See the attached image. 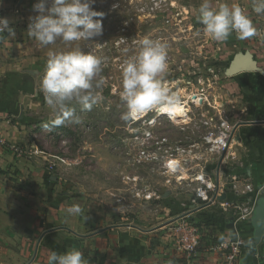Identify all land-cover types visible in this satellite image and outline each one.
Returning <instances> with one entry per match:
<instances>
[{
  "label": "rangeland",
  "instance_id": "obj_1",
  "mask_svg": "<svg viewBox=\"0 0 264 264\" xmlns=\"http://www.w3.org/2000/svg\"><path fill=\"white\" fill-rule=\"evenodd\" d=\"M10 1L6 10L12 11L14 19L16 7L22 8L23 14L29 18L38 15L33 8L38 0ZM148 2L95 0L92 7L105 13L102 35L95 37L94 41L81 40L71 44L58 39L53 45H41L28 35L26 21L11 19L17 27L14 35H8L6 51L0 54V61L3 57L0 83L2 74L15 67L21 78L6 80L2 90L4 93L17 90L25 97H21V101L16 97L21 104L17 111H0V134L7 137L10 133L7 138L24 148L23 165L30 169L40 168L42 184L11 186L4 191L3 199L11 203L17 200L18 210L3 212L8 217L0 222V228L4 229L0 231V264L43 263L37 260L35 252L41 249L45 254L52 248L78 249L84 255L85 264H97L98 249L104 246V240L99 239L101 229L122 221L137 226L138 231L158 230L168 217L167 209L170 214L181 211L190 195L189 182L179 185L174 178L162 174L158 162L139 155L141 143L137 137L141 139L145 131L151 129L148 121L152 118L156 119L152 127L155 137L167 136L171 144L186 148L197 143L200 148L195 150L198 152L203 151V136L208 131L203 121L218 120L219 110L232 124L254 122L253 125L239 126L238 132L241 137V132L250 131L254 136L252 141L258 140V133L253 131L258 127L254 120L257 117L251 118L247 111L244 83L237 79V75L227 73L235 56L247 49L264 67L257 35L247 42L233 33L227 41L216 42L204 34L203 26L197 20L202 0H167L168 7L173 4L188 8V18L183 20L176 14L169 15L172 11L147 14L142 8ZM216 2L221 4L224 0H211L213 6ZM250 6L253 12L250 18L255 28H264V16L253 11V0H250ZM167 19H171V23H167ZM145 37L167 43L165 82L186 102L188 116L169 119L165 113L157 111L165 114L158 116L155 111H149L135 121L125 122L120 118L125 110L119 97L121 65L139 50L140 41ZM76 47L104 59L103 70L97 76V79L102 76L107 81L97 89L103 99L91 111H85L73 102L70 107L82 123L69 122L66 126L48 130L45 125L50 124L54 113L39 89L48 54ZM24 68H36L35 74L23 72ZM201 94L207 99L198 105L194 100ZM19 131L23 138H14L15 132ZM247 148L240 141L230 152L229 165L238 167L237 171H232L238 174L237 177L247 174L241 159ZM33 149L38 150L34 158ZM197 162L207 167L215 164L211 158L204 157L192 160L194 164ZM136 186L168 191L169 199L164 195L160 203L142 201L133 196L132 190ZM73 204L80 205L81 214L67 213V208ZM117 217L123 219L117 220ZM6 218L10 219L9 223ZM250 230L251 233L254 231L253 225Z\"/></svg>",
  "mask_w": 264,
  "mask_h": 264
},
{
  "label": "clouds",
  "instance_id": "obj_2",
  "mask_svg": "<svg viewBox=\"0 0 264 264\" xmlns=\"http://www.w3.org/2000/svg\"><path fill=\"white\" fill-rule=\"evenodd\" d=\"M95 0H38L34 11L38 13L28 26V35L41 45L49 46L62 40L65 44L76 41H94L103 33L104 12L95 10ZM253 11L264 14V0H253ZM198 22L204 34L213 41L225 42L235 35L248 39L257 35L250 16L238 4L221 3L214 7L211 0H202L198 8ZM15 32L6 18L0 17V32ZM127 51V49H125ZM104 59L86 53L76 47L70 51L49 52L45 71L39 83L46 104L54 116L45 128L66 126L67 123L81 124L71 104L91 111L103 97L97 89L107 81L97 76L103 70ZM168 72V45L164 41L145 37L140 41L139 50L121 65L122 89L120 100L125 110L121 119L135 121L149 111L166 113L174 119L182 104L181 96L165 82ZM82 208L73 204L67 208L70 215H79ZM225 241L224 236H220ZM47 264H85L83 253L71 249L64 253L51 251Z\"/></svg>",
  "mask_w": 264,
  "mask_h": 264
},
{
  "label": "built area",
  "instance_id": "obj_3",
  "mask_svg": "<svg viewBox=\"0 0 264 264\" xmlns=\"http://www.w3.org/2000/svg\"><path fill=\"white\" fill-rule=\"evenodd\" d=\"M167 5V0H149L142 10L153 15L172 11L169 15L176 14L181 16L182 20L188 18V8ZM13 12L18 21H26L27 27L29 26L33 17L25 16L22 8L16 7ZM0 17L6 18L13 29L14 22L5 14V10L0 9ZM167 23H171V19H167ZM3 33L7 31L0 32ZM205 99L207 96L201 94L194 101L199 105ZM212 107L217 109L215 105ZM180 110L181 115L175 116L174 119L188 116L189 109L185 101H182ZM155 113L158 116L165 115L157 111ZM155 123L156 119H150L148 125L151 129H147L141 139L137 137L141 143L140 157L158 162L162 174L174 178L179 185L184 181L190 185V195L182 210L170 214V209H167L168 217L162 225L166 239L176 252L183 254L188 260H192L203 250L218 255L216 264H240L241 254L247 242L242 234V225L251 220L264 189V185L256 187L248 175L237 177L238 174L232 172L237 169L229 165L230 152L234 144L241 141L238 127L246 123L232 124L219 110L218 120L211 118L203 121L208 131L203 136V151L199 152L195 150L200 148L197 143L186 148L171 144L167 136L155 137L152 134ZM4 144L0 138V146ZM192 154L194 157L190 158ZM201 157L211 158L215 164L207 167L201 162L192 163V160ZM132 193L135 198L146 202L160 203L165 197L164 191L152 186H136ZM215 219L233 225L225 241L217 239L212 233Z\"/></svg>",
  "mask_w": 264,
  "mask_h": 264
},
{
  "label": "crops",
  "instance_id": "obj_4",
  "mask_svg": "<svg viewBox=\"0 0 264 264\" xmlns=\"http://www.w3.org/2000/svg\"><path fill=\"white\" fill-rule=\"evenodd\" d=\"M224 3L238 4L241 6L246 13L250 16L253 12L250 11V0H224ZM11 4L10 0H0V9L5 10V14L9 19H14V14L11 10H6L7 6ZM219 3L216 2L214 7H219ZM264 16V14H262ZM16 19L17 16H16ZM14 19V20H16ZM14 26L13 30L15 29ZM257 34V46L260 49L262 55V61L264 62V28H256ZM9 33L0 34V54L3 53L9 43ZM249 38L247 42H249ZM3 55H1L2 57ZM3 58V57H2ZM1 58L0 62H3ZM258 61V60H257ZM259 64V61H258ZM261 66V65H260ZM262 67V66H261ZM264 69V67H262ZM8 73L2 74L0 83V111L10 113L11 111H17L20 108V102H17L16 97L21 101V97L24 95L18 94L17 90L3 92V87L6 80L17 81L21 77L19 76V70L15 67L11 68ZM36 68H24L23 72H33L35 74ZM0 71H2V65H0ZM21 71V70H20ZM1 75V74H0ZM237 79L244 83L245 96H246V108L250 113L251 118H257L258 127L253 130L258 133L256 135L258 140L252 141V132L244 131L241 132V144L246 145L247 150L242 154V163L244 169L250 177V180L256 187L264 185V73L262 72H243L236 74ZM23 79V78H22ZM246 84V85H245ZM16 88V87H14ZM25 97V96H24ZM22 108V107H21ZM253 116V117H252ZM248 125H253L250 123ZM10 134V133H9ZM7 133V137L9 135ZM11 135V134H10ZM5 134H0V138L5 142L4 145L0 146V222L8 215H4L3 212L6 210H12L16 212L18 209V201L14 200L12 203L3 199L4 191L11 186H36V184H42V178L40 168H27L24 164V158L22 153L24 148L19 147L14 141L8 139ZM14 138H23V135L15 132ZM8 144V146H6ZM38 150L33 149V158ZM246 163V164H245ZM233 167V166H232ZM238 168V167H237ZM237 168H234L235 170ZM165 198L169 199V192L164 191ZM2 194V196H1ZM259 199L264 200V189ZM188 201V199H186ZM185 200V201H186ZM186 201V202H187ZM165 204V200H164ZM166 208V207H165ZM164 215V213L162 214ZM123 219L117 217V220ZM6 223H9L10 219H5ZM251 220L245 222L242 225V234L246 239V246L242 251L240 264H264V242H256L253 236L250 235L252 228ZM215 228L212 233L215 234L217 239L220 236L226 237L230 234V227L227 222H220L214 220ZM8 227V226H6ZM137 226L132 223L120 222L113 226L105 227L101 229L99 233V239L104 240V246L98 249L97 264H216L219 257L216 253H208L200 250L199 254L192 260H188L183 254H179L174 250L169 241L164 235L162 225L159 226L158 230L143 229L138 231ZM0 231H4L3 227ZM8 230V228L6 229ZM155 231H160L158 232ZM69 249L65 250L52 248L49 252L45 253L43 250H39L37 253V260L43 261V263L35 264H47L48 254L51 251L57 253H64ZM94 260V258H92ZM92 261V260H91ZM30 264V263H28Z\"/></svg>",
  "mask_w": 264,
  "mask_h": 264
},
{
  "label": "water",
  "instance_id": "obj_5",
  "mask_svg": "<svg viewBox=\"0 0 264 264\" xmlns=\"http://www.w3.org/2000/svg\"><path fill=\"white\" fill-rule=\"evenodd\" d=\"M243 72H262L264 69L258 64L255 54L247 49L242 53H238L229 66L228 74L233 76ZM254 123V122H245ZM252 225L255 228L254 239L260 243L264 236V200L259 199L254 214L251 217ZM232 227V223H228Z\"/></svg>",
  "mask_w": 264,
  "mask_h": 264
},
{
  "label": "bare ground",
  "instance_id": "obj_6",
  "mask_svg": "<svg viewBox=\"0 0 264 264\" xmlns=\"http://www.w3.org/2000/svg\"><path fill=\"white\" fill-rule=\"evenodd\" d=\"M180 112H181V110H180V107H179V111L177 112L176 115H177V116H178V115L180 116V115H181ZM165 114H166V113H165Z\"/></svg>",
  "mask_w": 264,
  "mask_h": 264
},
{
  "label": "trees",
  "instance_id": "obj_7",
  "mask_svg": "<svg viewBox=\"0 0 264 264\" xmlns=\"http://www.w3.org/2000/svg\"><path fill=\"white\" fill-rule=\"evenodd\" d=\"M262 242H264V236H263Z\"/></svg>",
  "mask_w": 264,
  "mask_h": 264
}]
</instances>
